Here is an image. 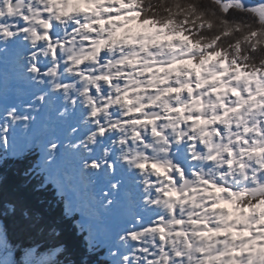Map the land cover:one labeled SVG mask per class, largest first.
<instances>
[{"label": "snow or ice", "instance_id": "obj_1", "mask_svg": "<svg viewBox=\"0 0 264 264\" xmlns=\"http://www.w3.org/2000/svg\"><path fill=\"white\" fill-rule=\"evenodd\" d=\"M43 2L48 7L42 11L38 9L37 11L40 12V15L38 18H34L29 14H25V9L22 5L19 8L20 14H15L16 8H14V5L17 4V0H0V250H3L9 243L7 226L4 223L3 217L6 214L14 215L16 213L15 203H5L2 198L3 187L6 182L5 164L9 160L22 163V153L25 149L34 148L39 151V164L25 169L24 175L41 178L40 182L35 185L34 191L36 192L46 190L49 183L55 186L58 197L64 202L66 215L71 217L79 214L81 217L77 222V227L87 232L90 248L98 245L95 235L96 228L89 222L88 209L78 202L76 198L73 188V170L60 166V161L65 158H75L78 161L79 177L84 182L86 188L94 189L96 182H103L105 184L106 190L102 188L98 197L94 191L91 196L92 200L100 201L105 211L119 206L121 195L125 194V198L128 201V211L125 227L122 229V232L126 233L129 240L139 244L143 242L140 239L142 233H159L158 239L161 244L158 247V254L156 252H149L148 248L142 247L136 249V251L146 253L147 256L155 258L145 260L144 257L133 256L132 264H139L141 259L145 261V264H162V261H168L171 264V257L164 244L166 240L165 217L157 215L147 227L136 230L135 225L142 222L151 210L147 207L143 211L134 209L133 203H130V201L134 202L135 195L126 193V181L122 174L118 172L116 162L112 161L110 163V154L102 145L97 148V145L89 144L88 141L78 144L77 141L83 139L79 136L80 127H70L66 135L63 136L58 134L57 129L67 120L68 113L66 108L63 113L61 112V108L64 107L63 104L59 108L56 105L57 101L63 99L62 93H64L69 85L64 83V78H61L58 82L53 81L56 87L54 90H50L51 85H49L48 80L51 79V75L45 71L41 56L43 55V49L47 48L48 55L46 60H55L57 66L63 68L64 66L59 64L58 51L66 46V41L59 37L54 38L52 35L54 22L51 19H45V17L54 15L55 24L71 25V32L65 31V36H68V43H71L74 34L81 28L93 31L92 23H96L101 27L105 24L111 25L116 29L113 36L122 37L127 43H136L138 42V37L147 38L149 35H152L155 37L152 41L153 43L161 44L164 40H167L168 47L170 48L173 47L172 41L177 38H180L182 44L188 43L192 48L200 47V44L199 42L192 43L190 35H186L183 31L169 35L163 29H157L154 19H144L139 11L132 9V5L137 0H127V2L125 0H66L67 8L62 6L65 0H43ZM113 5H116V7H112ZM101 9L105 13H115V15H109L106 19L100 18L94 20L92 23L82 22V19H86L89 16L100 17ZM250 10L264 19V4H256ZM33 20L42 26V35L38 30L29 31L28 23ZM157 31L160 32L159 36H156ZM29 33L31 34V39L23 40L22 42V38ZM4 36H8L11 39L4 41ZM104 43L106 41H101V45ZM21 44H23L25 49L23 54L18 50ZM32 45H35V47H32ZM214 46L212 44L208 47ZM222 55H225V59H227L226 54L221 49L209 52L198 63L194 59L173 61L167 69L161 68L159 71H178V66H188L189 71L195 72L199 78L200 73L205 70L204 65L209 61L215 62ZM66 59L70 63L72 57H67ZM75 63L80 65L82 61L76 60ZM129 63H135V61H129ZM232 63L235 64L236 80H239L241 76L248 75L247 72H242L241 69H247L251 66L246 64L241 65L237 61H232ZM221 66L224 68L225 73L229 71V66L223 61L221 62ZM69 72L76 77L88 79L87 74H82L80 71L73 72L69 69ZM262 73H264V69H254L251 74L253 76H261ZM223 74L213 73V80H219ZM57 75H59V72H57ZM102 79L110 83L108 76H104ZM203 83H207V81ZM221 83L223 84V82ZM257 84H259V80H257ZM200 86L202 85H198V87ZM184 87L188 88L189 93H191L192 89L188 85H184ZM229 90L236 97L241 98V103L236 107L229 108L228 111L238 113L244 105L251 103L253 107H259L262 110L257 115H264V100L257 101V96L264 97V88H259L255 95H249L246 99L241 97V92L237 88L233 87ZM171 91H178V89H171ZM248 91L251 93L252 90L249 89ZM96 92L103 95L99 91L98 85L96 86ZM9 95L12 97V101L5 102L4 98ZM104 98L107 101L108 96H104ZM44 113L48 114L47 118L41 119ZM92 115L95 116L96 113L93 112ZM226 115L227 112H225ZM216 119H222V117L218 116ZM201 122L208 123L209 121ZM260 123L261 121L257 120V125H260ZM37 124L40 125L43 135L40 138L30 139L25 142L24 146L18 147L13 138L15 130L20 128L28 132L33 125ZM243 131L246 134L245 136H237V140L243 145L240 148V152L243 154L254 153L256 155L264 153V147H256L257 141L250 139L247 135L253 132V128L245 126ZM100 133L103 136H107L104 128H100ZM217 134L219 135V132ZM256 135L264 136V131H261L257 127ZM97 143H99V138H97ZM85 144L88 147H85ZM89 148L91 151H89ZM227 151L229 155H232L231 149H227ZM228 164L231 166L232 161L229 160ZM259 166L264 167V163H260ZM139 167L144 168L145 164H140ZM152 167L158 168L155 164ZM239 167L243 170L245 165L240 163ZM206 183L210 182L206 181ZM210 186L218 193L229 192L232 196V199H221L218 197L217 202L212 204L211 207L213 209L220 208L222 211L227 212L229 220L235 218L237 224L243 223L246 225L240 231H236V226L232 225L217 229L207 227V231L199 232L200 236H206L209 233L214 236L231 233L233 240H240L242 242L241 247H226L224 250L216 252L210 259H214L219 264H264V199L241 207L237 204L238 197L234 191L223 186H217L216 184H211ZM156 191H160V189L157 188ZM165 195H176V193L174 191L167 192ZM245 196H247L246 191L239 194V198ZM153 207H155V203ZM4 209H7V213L4 212ZM257 213L258 218L255 220V225L250 224L249 217ZM170 215L175 216L176 210L173 209ZM21 217L24 221L32 219L27 210L21 212ZM174 223L182 225L184 221L176 219ZM191 223L197 224L201 223V221L193 219ZM129 224H132L133 227L129 228ZM28 226L31 227L33 225ZM176 235L186 236L187 233L177 232ZM209 239H211V236H209ZM152 246L157 247L155 241ZM188 246L191 247L190 244ZM198 251L203 253L205 249L201 248ZM246 253L249 256L247 261L236 260V257H243ZM175 255L181 257L183 254L180 251H176ZM224 257H231V259L224 260ZM0 264H3L2 260H0ZM29 264H32V262L30 261Z\"/></svg>", "mask_w": 264, "mask_h": 264}, {"label": "clouds", "instance_id": "obj_2", "mask_svg": "<svg viewBox=\"0 0 264 264\" xmlns=\"http://www.w3.org/2000/svg\"><path fill=\"white\" fill-rule=\"evenodd\" d=\"M251 7L246 6L245 0H137L132 5V9L139 11L144 19H154L158 28L164 31L186 32L195 40L203 41L205 46L214 44L217 50L223 49L229 58L239 61L241 65L251 66L247 68L248 71L253 68L264 69V19L251 11ZM46 18L53 20L55 24L54 15ZM65 25L67 24L60 26ZM10 39L8 36L3 37L4 41ZM30 39L29 33L22 38V42ZM70 50L61 48L65 58L60 59L59 64L64 65L63 68H59L55 60H46L47 48L43 49L41 61L45 71L51 75V79L48 80L50 90L56 87L53 81L58 82L61 78L69 85L62 93L61 103L64 107L61 108V112L63 113L66 108L68 116L74 110L80 113L78 127L84 130V135L77 143L88 141L89 144L97 145V148L102 145L111 156L110 163L115 161L120 171L134 181L135 200L130 201L134 209L143 211L147 207L151 211H160L171 216V211L176 207H179L181 212L187 207L188 215L181 217L184 223L176 228L169 226L171 231L165 233L167 235L165 246L171 257V264H219L210 259L214 256L215 241L210 244L209 236L211 238L215 236L211 233L206 236L198 234L205 231L207 224L201 227V223L186 222L191 220L192 204L196 203L198 195L201 202L210 201L211 195L207 198L200 195L205 192L214 193L217 198L232 199L231 193H218L211 188V184L231 189L241 202L255 203L264 199V167L259 166L260 163H264V155L238 154L235 166L233 164L229 166L228 161H232L233 158L225 160V155L230 141H222L216 136L214 128L210 134L207 127L213 121L221 119H216L215 116L210 120H203L199 116L194 118L193 109L200 110L205 107L198 100L187 108L188 115H185L183 109L171 108L169 101L161 100L159 96L153 101L155 107L151 109L143 105L130 108L131 102L126 99L127 93H124L123 100L119 95L112 98L111 89L105 101L104 95L96 92L98 84L96 79H85L70 74L69 69L73 71L74 68L66 59ZM127 51L132 53L135 49L128 47ZM261 76L264 77V73ZM93 112L96 113L95 116L92 115ZM100 128H104L107 136L100 133ZM222 143L224 147H221ZM85 147L88 145L85 144ZM256 147H264V143L257 144ZM240 163L246 165L243 170L239 167ZM140 164H145V167L140 168ZM153 164L158 168L152 167ZM157 188L160 191H156ZM173 191L176 195H165ZM245 191L247 196L239 198V194ZM196 214L198 217L196 220L202 222L204 218L200 217L199 211ZM211 215L208 214L209 218ZM128 227L132 228L133 225L129 224ZM177 232H184L187 235H174ZM157 238L158 234L154 232L140 235L141 241L148 245H153ZM131 242L133 241L127 238L126 233L122 232L119 235L118 247L111 249V257L117 264H129V260L132 261V257L137 256L136 249L126 254L121 252L122 247H131ZM201 248L205 249V252L198 251ZM176 251L183 255L177 257ZM223 259L230 260L231 257ZM248 259L247 253L243 257H236L237 261ZM36 264H40V258H37ZM101 264H105L103 257ZM162 264L169 262L162 261Z\"/></svg>", "mask_w": 264, "mask_h": 264}, {"label": "bare ground", "instance_id": "obj_3", "mask_svg": "<svg viewBox=\"0 0 264 264\" xmlns=\"http://www.w3.org/2000/svg\"><path fill=\"white\" fill-rule=\"evenodd\" d=\"M64 3H66V0ZM29 5L31 6L30 8ZM62 6L64 7V4ZM23 7L25 9V14H29L34 18H38L40 12L37 10L39 9L42 11L43 9H46L48 5L44 3L43 0H27L26 5ZM34 11L36 12L33 13ZM15 14H20L19 9L16 10ZM109 15L113 14L105 13L103 9H101L100 17L94 15L89 16L86 19H82V22L92 23V21L100 18L106 19ZM45 19L47 18L45 17ZM28 25H33V27H28L29 31L38 30L42 35L43 29L40 24L34 22L33 20L30 21ZM36 25H39L40 27H35ZM92 28L94 29L93 31L81 28L76 34H74V38L71 40V43L67 42L68 36H65V31L69 33L71 32V25H65L62 27L60 25L54 24L52 35L54 38L59 37L61 39H65L66 46L64 49H71L67 52V57H72L70 63L74 65L73 72H75L76 69H79L82 74H87L88 79H96L97 82L100 81L101 84L99 85V91L104 96H109V90L111 89L112 98H115L117 95H119L123 100L125 99L124 93H127L126 99L127 101L131 102L129 104L130 108L141 107L136 100V98L139 97V101L150 104V107L146 108L151 109L155 107L153 101L156 100L157 96L168 100L169 95L173 92L171 89H179L181 87L184 88L183 91L180 92V96H182L183 99L181 101H177L176 103L169 102V106L171 108L183 109L185 115H188L187 108L191 107L193 103L198 100L200 104L204 105L205 107L201 108L200 110L193 109L192 116L194 118L199 116L203 120H210L213 116L222 117L221 120L213 121L211 125L207 126L210 134L214 128L216 130V136H218L222 141H230L237 136H245L246 134L243 132V129L245 126H248L253 128V132L251 134H247L249 138L252 139L256 135V127L253 124H256L257 120L262 122V118L264 117V115H257L262 111L259 107L251 106L243 112H238L234 118L227 121V124L229 123L227 125L224 121L228 118L230 112L228 109L234 107V105L240 104L241 98L236 97L234 93L232 94V97H229V89H227V87L225 88V91L219 90L218 85H213L209 89H205L202 86L198 87V85H201V82H203L204 79L201 77L199 82H191L192 74L190 71L185 77H183V79L179 78V80L175 83H171L169 80H167L168 75H165L164 71H159L161 68L167 69L173 63V61H178L180 58H183L185 55L183 50L174 48L171 50H166L163 53L162 48L157 47V44L152 42L154 38L152 39L149 36L147 38L141 37L143 38L142 40L137 39L138 42L136 43H127L125 42L124 38L113 36V33H115L116 29L113 30V27L109 24H105L103 27H101L99 24L92 23ZM101 41H106V43L101 45ZM151 45L156 46L154 48H149ZM128 47L135 49V51L128 53ZM18 50L21 52V54H23L25 51L23 44L19 46ZM64 57L65 53L61 52V49H59L58 59L60 60ZM76 60H81L82 64L77 65L75 63ZM129 61H135V63H129ZM104 76H108L110 78V83L109 81L102 79ZM160 81H164V83H166L162 89L160 88ZM184 85H188V87L192 89L191 93H189L188 88L184 87ZM166 86L167 89L165 90ZM249 89L252 90V93L254 90L252 83L250 84L248 90ZM239 91L241 92V97L246 99L247 94L241 90ZM61 104V101H58L57 108H59ZM225 112H227L226 116ZM133 114L134 113H130V115ZM141 114L143 115V109ZM247 114L249 115L248 120H246ZM114 115H118V113H114ZM80 118V113L74 110L73 113L68 116L67 120L63 123L79 125ZM260 129L261 131H264L263 126H260ZM218 132L219 135L217 134ZM259 139L260 136H256L255 140L257 141V144ZM222 145L224 144L222 143L221 146ZM242 146V143L239 142V148ZM236 148L237 147L232 150L233 165L235 164ZM117 170L122 174L124 180L126 181L125 185L134 182L130 178L126 177L125 174L120 171L118 166ZM132 185H134V183ZM132 189H134L135 192V188L133 187ZM214 202H217V197ZM214 202L208 203L206 205L202 204L197 208L196 206H192L193 210L191 211V220L198 219L196 216V211H199V214L204 216V211L213 210L211 204H214ZM126 203L128 202L125 198V194H122V202H120L119 205L124 206ZM175 210V216H177L179 219H181L182 216L186 217L188 215V209L183 213L179 207H176ZM157 213L159 215H163L165 220L173 217L172 215L167 216L160 211H157ZM191 220H187L186 222H191ZM212 220L213 218H204L201 222V227H203L204 224H207V226L211 225Z\"/></svg>", "mask_w": 264, "mask_h": 264}, {"label": "rangeland", "instance_id": "obj_4", "mask_svg": "<svg viewBox=\"0 0 264 264\" xmlns=\"http://www.w3.org/2000/svg\"><path fill=\"white\" fill-rule=\"evenodd\" d=\"M260 1L264 4V0H260ZM26 2H27V0H25L24 5H26ZM125 2H127V0H125ZM246 2H248L250 4L253 3L251 0H246ZM113 6L116 7V5H113ZM64 8H67V3H64ZM35 12L36 11H34L33 13H35ZM33 13H31V14H33ZM112 14H113V16L115 15V13H112ZM116 23H119V22H116ZM157 29H159V28L157 27ZM113 30H115V28H113ZM165 32L170 35L169 31H165ZM159 35H160V32L157 31L156 36H159ZM149 37H151L152 39L153 38L155 39V37L152 35H149ZM137 39L142 40L143 38L138 37ZM172 44H173V47L170 48V47H168L167 40H164L161 44H157V47H161L163 50V53L166 50L178 48L180 50H183L185 53L184 57L180 58L179 60L194 59L195 62H197V63L204 56L208 55L205 52L203 53L201 49L197 50L195 48H192L191 45L188 43L182 44L180 41V38L174 39L172 41ZM155 46L156 45H151V46H149V48H154ZM222 61L223 60H222L221 56L218 57L215 60V62L209 61L207 64L204 65L205 70L200 73L199 78L197 77L195 72H191V74H192L191 82L197 83L201 80V77H202L204 79L203 82L207 81V83L201 82L202 87L205 89H209L213 85H218L219 86L218 89L221 91H225L226 87H227V89H231V88L235 87V88H238L239 90H241L242 92H244L245 94H247L246 98H248L249 95H255V93L258 91L259 88H264V77L259 76V75L253 76L252 74L248 73L247 76H241V78L239 80H236L235 79V76H236L235 67L233 65L228 64L225 61H223L224 63H226L229 66V71L227 73H225L224 68L221 66ZM178 67H179L178 71H164V74L168 75L167 80H169L171 83L177 82L179 80V78L183 79V77H185L189 72L188 66H178ZM241 71L244 72V70H242V69H241ZM213 73H224V74L220 76L219 80H213ZM257 80H259V84H257ZM221 82H223V84ZM160 83H161L160 88L162 89V87L166 83H164V81L163 82L160 81ZM251 83L254 86V90L252 93H249L248 88H249ZM100 84H101L100 81H98V86ZM158 84H159V82H158ZM99 88H100V86H99ZM166 89H167V86L165 87V90ZM175 89H178V88H175ZM183 89L184 88L180 87L178 89V91H173L169 95L168 101L169 102H175V103L177 101H181L183 99V97L180 96V92H182ZM228 94H229V97H232L233 93L230 90H228ZM4 99H5V102H11L12 101V97L10 95L6 96ZM161 99H163V97ZM261 100H264V97L257 96V101H261ZM156 102L158 103L159 101H156ZM137 103H139L140 106L143 105L145 107H150V104H147L145 102H140L139 100H137ZM57 106H58V101H57L56 107ZM236 106L237 105H234V107H236ZM251 106H252L251 103L246 104L240 109L239 112H243ZM237 114L238 113L229 112L227 120L224 121L225 124H227V121L234 118V116H236ZM47 115H48L47 113L42 114L41 119H46ZM53 115H54V113H53ZM248 119H249V115L247 114L246 120H248ZM76 120H77V118H76ZM253 125L256 128L257 127L260 128V126L264 127V117L262 118V122L260 123V125H257V123L253 124ZM73 126L78 127V125H73L71 123L70 124L62 123L58 127L57 132L61 136L66 135V133L69 131L70 127H73ZM255 133H256V130H255ZM42 135H43V131H42L40 125L37 124V125H33V127L28 132H25L24 130L17 128L13 134V138L15 140L16 145L18 147H22L25 145L26 141H28L30 139L40 138ZM83 135H84V130L82 128H79L80 138H83ZM237 135H238V132H237ZM256 136L258 137V135H255L252 139H255ZM239 142L240 141L237 140V137L230 140V143H228L227 147H226V153L227 154L225 155V160H228L229 157L232 158V155L228 154L227 149H231V150L235 149V147H237V145H239ZM260 143H264V136H260L258 144H260ZM221 147H224V145H222ZM30 151H33L34 154L39 155V151L37 149L33 148V149H25V151L22 153V157L28 155V153ZM238 154L243 155V153L240 152V148H236V158H237ZM260 155H264V153H262ZM60 166L61 167H68V168H71L73 170V173H74L73 188H74V191L76 194V198H77L78 202L82 203L83 206L86 209H88L89 222L91 224H93L96 228L95 235H96V240H97L98 245H96L94 247H100L105 252L104 256L107 258V260H109L111 262V264H117V262L111 257V249L118 247L117 240H118L119 235L122 233V229L125 227L126 218H127V211H128V203H126L124 206L119 205L117 207H114L110 210L105 211L102 208L99 200H92L91 199L93 191H94L95 195L98 197L100 194V190L102 188L106 190L105 184L103 182H96L94 189L86 188L84 182H82L80 177H79L78 161H76L75 158L62 159L60 161ZM234 166H235V164H234ZM245 167H246V165H245ZM133 183H131V184L128 183L125 185V189H126L127 194H134L135 193L134 189H132L134 187V185H132ZM189 195H191V193H189ZM200 195H203L205 198H207L208 195H211L212 199L210 201H208L207 203H203L200 201V196L198 195L196 197V204L193 203L192 206H196V208H197V207H200V205H202V204L206 205L208 203H213L216 200V196L214 193H206L205 192V193H201ZM120 202H122V195L120 198ZM245 203H247V202H241L240 199L237 200V204L240 205L241 207H243L245 205ZM186 210H187V207L185 208L184 212ZM209 213L212 214L210 219L213 218V220L211 221V225H209L207 227L217 229V228H225V227L235 225L236 231H240L244 227H246V225L243 223L237 224L235 218L229 220L227 212L222 211V209H220V208H216V209H213L210 211L206 210L203 212L204 216L200 215V217L209 218V216H208ZM157 215H159L157 213V211H150V213L144 218V220L142 222H139L135 225V229L139 230L140 228L147 227L148 224L151 223ZM241 215H243V213H241ZM78 216H79V214H78ZM257 218H258V213L253 214L252 216L249 217V223L252 225H255V220ZM80 219H81V217L79 218V220ZM171 219H173V218L171 217ZM177 219H179V218L177 217ZM165 222H164V224H165ZM188 223L191 224V222H188ZM169 226H171V228L177 227V225L174 222L169 224L167 227H165L166 233L171 231ZM205 231H207V228L205 229ZM157 234L159 236L158 232H157ZM174 235H176V233H174ZM213 241H215L214 255L216 254V252L222 251L226 247L239 248V247H241V244H242V242L240 240H233L231 233H228V234L222 235V236L212 237L211 240L209 241V243L211 244ZM155 243L157 246L158 245L160 246V244H161V242L159 241L158 238L155 241ZM166 243H167V235H166V240H165L164 244L166 245ZM173 243H175V241H173ZM142 247L148 248L149 252H156L158 254V247H153L152 245H148L144 242H141L139 244H137L136 242H131V247H122L121 252L126 254L128 252H131L133 249H139ZM136 254H137V256H140V257L147 256L146 253H142L139 251H136ZM53 257H55V254H53L52 256L47 258V257L37 256L35 254V251H31L27 256L26 264H29L30 261L32 262V264H36L37 258H40V264H49L51 262V260H53V259H51ZM147 258L153 259L152 256H147ZM0 260H2L3 264H16L15 263L16 261L14 260V257H13V252L7 251L6 247L3 250H0ZM129 264H132L131 259L129 260ZM139 264H145V261L143 259H141L139 261Z\"/></svg>", "mask_w": 264, "mask_h": 264}, {"label": "trees", "instance_id": "obj_5", "mask_svg": "<svg viewBox=\"0 0 264 264\" xmlns=\"http://www.w3.org/2000/svg\"><path fill=\"white\" fill-rule=\"evenodd\" d=\"M251 1L253 5L245 0L246 5L263 4L260 0ZM178 31L169 32L173 34ZM190 39L192 43L199 42L200 47L195 49H201L203 53L208 54L221 50L208 47L212 44L205 46L203 41H197L191 35ZM223 53H225L224 50ZM225 54L227 59L225 55H222V60L235 67L232 61L236 60L229 58L227 53ZM242 70L251 74L254 68L251 71ZM37 164H39V155L34 154L33 151L23 157L22 163L9 160L5 164L6 182L2 198L5 203H15L16 213L6 214L3 220L7 226L9 240L6 248L7 251L13 252L15 263L26 264L28 254L35 251V254L40 257L49 258L55 254L49 264H101V257L105 264H111L100 247L90 248L87 232L77 227L80 216L78 214L71 217L66 215L64 202L58 197L54 185L47 184L46 190L34 191L35 185L40 182L41 178L26 176L24 172L25 169L35 167ZM24 210L30 213L32 217L30 221L22 219L21 212ZM4 212L7 213V209H4Z\"/></svg>", "mask_w": 264, "mask_h": 264}, {"label": "water", "instance_id": "obj_6", "mask_svg": "<svg viewBox=\"0 0 264 264\" xmlns=\"http://www.w3.org/2000/svg\"><path fill=\"white\" fill-rule=\"evenodd\" d=\"M23 4V0H17V4L14 5V8L19 9L20 6ZM177 219V217H174L173 219L171 220H167L164 224V227H167L169 224L173 223L175 220Z\"/></svg>", "mask_w": 264, "mask_h": 264}]
</instances>
